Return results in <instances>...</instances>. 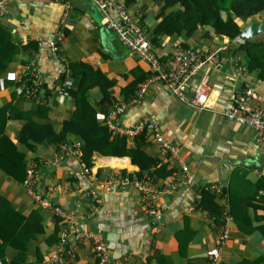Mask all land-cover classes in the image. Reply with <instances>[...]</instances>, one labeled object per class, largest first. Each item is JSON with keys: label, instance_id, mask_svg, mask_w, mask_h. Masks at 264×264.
<instances>
[{"label": "crops", "instance_id": "0c3cea01", "mask_svg": "<svg viewBox=\"0 0 264 264\" xmlns=\"http://www.w3.org/2000/svg\"><path fill=\"white\" fill-rule=\"evenodd\" d=\"M120 1L144 30L159 21L158 3ZM103 21L98 9L93 14L74 7L65 10L60 2L53 0H11L0 17V24L21 45L45 43L56 30H61L63 38L58 47L68 64L84 63L98 69L112 82L108 89L110 105L104 104L101 108L98 107L101 91L96 86L88 89L87 100L101 112L110 109L116 101H124L120 89L130 80L133 68L148 73L147 63L129 53L112 32L105 31ZM208 39L162 35L158 45L152 48L166 62L182 43L202 50L228 43L225 37L214 34ZM33 59L44 86L40 87V92L45 93L41 107H38L41 102L27 100L18 91L24 65ZM233 68L231 59L221 54L215 65L208 64L197 71L191 83L204 82L208 94L206 106L199 110L188 105V91L185 101L178 100L161 83L148 84L142 98L130 103L136 91L133 93L125 102L127 109L117 119L121 127H129L138 119L154 114L164 138L175 148V153L161 151L145 135L148 142L145 153L156 157L157 166L162 170L159 174H150L153 170L150 168L137 174L138 167L129 157L95 152L91 166L84 168L80 153L69 149L72 144H79L71 134L65 137L68 143L57 148L47 139L27 145L18 142L17 133L24 121L16 115L36 125L50 126L56 133L72 114L74 101L55 90L59 64L45 46L27 47L14 53L5 73H0V106L10 105L3 134L22 158L13 156L1 160V163L9 160L12 166L8 168L10 175L0 168V197L7 202L3 208L22 216L35 212V219L40 222L41 230L24 241V261L39 264L62 229L50 210L41 208L25 195L22 183L25 171L35 165L38 170L35 187L40 194L52 205L72 212L79 227L98 230L111 252L110 264H205L212 252L218 256V264H264V146L254 143L253 129L229 122L222 114L228 97L241 87L240 78L232 76ZM249 76L256 82L252 105L264 109V79ZM70 84L69 76L66 86ZM5 114L8 115V110ZM99 116L98 121L102 120V115ZM128 137L127 145L132 147V136ZM180 163L187 168L191 183L173 187L179 179ZM14 164L18 166L12 172ZM119 178L129 181L120 187L98 188L100 181ZM135 181L141 185H134ZM214 183L219 190L230 188L232 196L240 199L238 209L243 213L240 218L234 219L230 214L233 208L225 193L218 197L209 188L216 195L217 211L200 202V190ZM93 188L101 190L96 197L98 209L93 216H88L91 198L87 192ZM150 204L154 205L158 218L148 213ZM223 209L230 221L227 236L216 250L218 215ZM0 226L5 232L10 228L1 221ZM18 252V248L7 247L6 263ZM71 253L69 264H95L89 244L74 245Z\"/></svg>", "mask_w": 264, "mask_h": 264}, {"label": "trees", "instance_id": "16d2710c", "mask_svg": "<svg viewBox=\"0 0 264 264\" xmlns=\"http://www.w3.org/2000/svg\"><path fill=\"white\" fill-rule=\"evenodd\" d=\"M152 1L159 4L158 13L156 14V18H159V21L150 29L145 30L151 46H157L162 35L181 38L192 37L198 40H209L208 38L212 34L215 36H223L228 39V43H226V48L221 51V54L228 56L233 65L234 63L240 64L244 68L245 73L251 75L254 79H264V34L245 39L242 42L233 41L239 34L244 19L264 9V0ZM37 45L38 42H26L24 45L19 44L10 30L0 24V73H5L14 53L27 47L34 49ZM56 46L59 49V42L56 43ZM188 47L198 48L196 45H188L186 43H182L180 48ZM209 51L207 49L202 50L203 54H207ZM67 65L69 68V76L71 77V84L64 88V94L74 101L72 114L62 122L60 130L56 133H54L53 128L50 126L33 124L28 118L25 119L18 114L16 116L21 117L24 122L17 133V141L27 145L28 142L38 143L47 139L57 148L59 144H67L68 142L65 137L71 134L79 141V159L83 162L85 168L91 166V156L95 152L103 156L129 157L131 163L138 167L137 174L140 171L150 168H153L150 174H159L162 168L157 166L158 159L145 153L144 146L148 142L145 136L147 134L144 131L131 137L133 146L130 147L126 142L127 138H129L128 136L116 133L104 124V117H106L109 108H106L105 112H101L98 111V107L101 108L104 104L110 105L111 94L108 89L112 85V82L105 79L98 69H92L84 63L76 62L68 64L67 62ZM147 72V74L143 73L137 67L131 70L130 80L120 89L122 100H124L123 102H127L132 97L138 85L148 77L149 71ZM30 79L29 75H24L21 77L19 84L23 83L29 87ZM58 80H61L60 76L55 81V84L58 83ZM93 86L98 87L101 91L100 104L97 108H94L87 100L88 89ZM40 87L43 88L44 86H39L37 96L25 98L27 100H35L38 103L41 102L38 104V107H41L45 97V93L40 92ZM9 107L10 105L6 104L0 106V168L4 169L8 175H10L8 168L12 165L9 160L1 163L3 157L5 159L13 156L22 158V154L16 151L14 145L3 134L5 120L9 117V112L11 111ZM6 110H8V115L5 114ZM99 114L102 115V120L98 121ZM119 126L121 127L120 124ZM16 166L18 165L14 164L11 171ZM215 193L218 194V197L222 193L227 194L229 204L233 208L230 209V214L234 219L240 218L243 214L238 209L241 202L239 198L232 196L231 189L222 188L220 192ZM248 199L252 200L253 197H249ZM200 202L215 211L218 209L216 195L209 188H202L200 190ZM6 203V200L0 197V221L10 225V228L6 232L0 226V264H37V262H25L23 258L25 251L24 241H26L28 236L41 230L39 220L37 218L35 219V212L27 216L16 215L9 209L3 208V205ZM252 206L255 207L253 204ZM54 218L63 228L62 222L58 218ZM61 230L57 232L56 240L52 243V246L57 242ZM7 247L18 248L19 250L8 263L4 260ZM69 257V255H64L62 264H69ZM39 259L38 257L37 261ZM205 264H207V261Z\"/></svg>", "mask_w": 264, "mask_h": 264}, {"label": "built area", "instance_id": "2783aa9c", "mask_svg": "<svg viewBox=\"0 0 264 264\" xmlns=\"http://www.w3.org/2000/svg\"><path fill=\"white\" fill-rule=\"evenodd\" d=\"M11 0H0V17L4 16L6 12V5ZM62 4L65 10L70 8L68 0H53ZM95 5V7L102 12L104 21L103 29L112 32L118 42L122 44L129 53L134 54L137 58L147 63L149 75L142 81L137 89L131 102L139 101L142 98L145 89L150 83H161L169 90L170 94L178 100L185 101L186 91L190 93L188 105L193 109H201L206 106L208 94L204 82L199 81L191 83L197 71L205 65H215L220 57L221 51L225 50L226 42L218 44L217 47L210 50L207 54H203L202 49L199 48H176L171 54V57L162 62L153 50L147 33L138 23V21L131 16L125 9L120 0H88ZM63 38V32L56 30L50 40L45 43L38 42L37 48L44 46L49 52L58 60L59 76L61 80L55 85V90L58 93H64L66 82L69 77V68L66 58L61 55L56 46ZM233 41L239 42L237 38ZM30 76V86L27 87L20 83L19 93L24 98L37 96L38 88L41 85V78L38 73L34 59L24 65L23 76ZM233 77H239L241 87L239 91L233 92L223 106L224 118L245 128H251L255 131L254 143L264 146V109L253 106L255 98L254 90L256 82L252 80L249 74H246L244 68L234 63ZM53 88V89H54ZM128 104L123 101H116L104 117V124L112 131L126 136H133L139 132L144 131L151 139L158 145L161 151H169L175 153L174 146L164 138V135L159 129L158 118L154 114H148L145 117L138 119L129 127H120L117 121L125 110ZM70 151L79 153L78 144H72ZM85 168V167H84ZM87 169V168H86ZM85 169V170H86ZM37 168L31 165L25 171V176L22 181L25 195L31 199L36 205L41 208L50 210L51 215L58 218L62 222L63 228L60 231L57 242L51 246L43 254L40 264H62L63 256H72L71 247L76 244H89L93 252L96 264H110L111 252L106 242L102 239L98 230H88L78 226L72 212L63 209L60 206L52 205L44 196L40 194L35 187L36 178L38 176ZM187 168L180 163V174L177 184L188 185L191 183V177L187 172ZM127 178L106 179L99 182L98 188L120 187L127 183ZM134 185L140 186L141 183L135 181ZM207 188L215 192H220L215 183L208 185ZM99 189L93 188L88 190L87 195L90 196L91 205L87 211L88 216H93L98 209L97 194ZM149 214L158 218L157 211L153 204L147 208ZM220 224L216 236V250L220 249L224 239L227 236V224L230 221V216L226 210L219 213ZM207 264H218V256L212 252L207 255Z\"/></svg>", "mask_w": 264, "mask_h": 264}, {"label": "water", "instance_id": "95a60500", "mask_svg": "<svg viewBox=\"0 0 264 264\" xmlns=\"http://www.w3.org/2000/svg\"><path fill=\"white\" fill-rule=\"evenodd\" d=\"M68 4L70 7L77 8L89 14H93L97 9L95 5L88 0H68ZM262 34H264V9L244 19L242 28L236 38L242 42L245 39L254 38Z\"/></svg>", "mask_w": 264, "mask_h": 264}, {"label": "rangeland", "instance_id": "374dc122", "mask_svg": "<svg viewBox=\"0 0 264 264\" xmlns=\"http://www.w3.org/2000/svg\"><path fill=\"white\" fill-rule=\"evenodd\" d=\"M123 4V3H122Z\"/></svg>", "mask_w": 264, "mask_h": 264}]
</instances>
